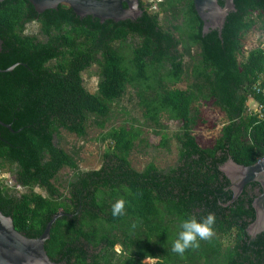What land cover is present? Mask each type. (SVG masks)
I'll use <instances>...</instances> for the list:
<instances>
[{"label": "trees", "instance_id": "16d2710c", "mask_svg": "<svg viewBox=\"0 0 264 264\" xmlns=\"http://www.w3.org/2000/svg\"><path fill=\"white\" fill-rule=\"evenodd\" d=\"M233 1L235 10L227 14L220 38L216 30L202 33L192 0L158 2V11H178L183 17L171 29L142 1L136 19L103 22L80 18L63 5L37 12L28 0L0 2V70L15 64L0 72V120L10 124L0 125V168L7 165L15 184L26 189L17 193L0 182V210L30 238L61 211L44 243L51 260L264 264V233L251 237L246 231L254 219L251 203L258 184H246L230 201L229 181L219 170L228 157L250 165L264 156V118L249 114L246 106L249 96L264 103V94L253 89L264 71L263 40L245 55L242 44L252 29L264 31V0ZM32 22L37 34L26 32ZM185 55L192 58L190 66ZM93 65L98 81L91 93L81 73ZM185 76V89L171 88ZM128 86L136 87L143 124L161 134V145L169 140L163 114L181 123L172 134L178 162L166 170L153 162L133 168L129 154L141 128L130 124L101 136L108 142L98 169L79 170L76 155L58 146L55 134L62 128L82 138L89 123L103 128L112 103ZM202 100H211L226 117L209 147L199 146L192 134L194 105ZM64 167L73 170L67 195L54 183ZM121 200L123 214L113 216V205ZM209 213L215 217L212 236L183 254L172 252L180 224ZM232 232L233 242L223 245L222 236ZM145 257L156 260L146 263Z\"/></svg>", "mask_w": 264, "mask_h": 264}, {"label": "rangeland", "instance_id": "374dc122", "mask_svg": "<svg viewBox=\"0 0 264 264\" xmlns=\"http://www.w3.org/2000/svg\"><path fill=\"white\" fill-rule=\"evenodd\" d=\"M141 1L146 4L149 12H156L158 11L157 4L162 0ZM158 17L160 24L164 28L168 27L169 29L172 28V25L181 24L183 20V17L178 11L171 14L166 10H160L158 11ZM37 29L38 25L34 22L29 23L26 26V32L29 34H37ZM262 40H264V31H259L256 28L249 31L242 39L243 55H245L251 48L257 46ZM179 49L181 50V47H179ZM192 50L194 62L197 57L195 49ZM184 63L185 65L190 66L192 58L185 55ZM97 71V67L93 65L81 73L83 84L91 93L96 92L97 89ZM187 84L188 78L185 76L181 81L172 84L171 88L185 89ZM138 102L139 98L137 96L136 87L128 86L125 95L119 101L112 103V111L103 128H98L93 123H89L87 133L82 138L61 128L59 132L55 134L54 141L67 152L76 155L79 170L98 169L102 164V154L108 142L102 141L101 136L112 127L120 125L129 126L130 124H134L135 126L139 125L141 128V135L135 140L134 147L129 154L131 166L137 170H142L147 163L153 162L158 168L166 170L178 162V145L176 140L172 137V134L179 129L181 123L176 120L167 119L166 115L163 114L161 120L167 127L164 131L167 133L169 140L168 146L161 145V134L159 132L156 133L149 125L143 124L141 116L142 109L139 107ZM247 105L250 106L252 103L248 101ZM194 108L198 110V114L196 117V123L193 126L192 134L199 146L209 147L214 143L215 138L219 134L220 128L226 122V117L211 100H202L194 105ZM192 113L195 114L194 109L192 110ZM72 173L73 170L64 167L60 169L54 180L56 186L65 195L68 194L66 188L67 180L71 178ZM0 182L4 183L7 187L13 188L17 193L26 191L25 188L20 189L16 187L14 178L7 165L0 168ZM34 190L41 194H45L42 189L37 187H35ZM233 239L234 232L222 236L221 240L223 245H226L231 244ZM114 250L119 252L121 250V245L116 244ZM155 260L156 258L149 257L143 259L146 263H152ZM116 264L120 263L116 261Z\"/></svg>", "mask_w": 264, "mask_h": 264}, {"label": "water", "instance_id": "95a60500", "mask_svg": "<svg viewBox=\"0 0 264 264\" xmlns=\"http://www.w3.org/2000/svg\"><path fill=\"white\" fill-rule=\"evenodd\" d=\"M3 0H0V2ZM37 12L57 8L63 5L79 16L98 18L100 22L106 19L121 21L134 20L142 14L139 0H28ZM196 14L202 22V33L216 30L219 38L227 14L235 10L233 0H192ZM222 1V3H220ZM15 64L0 70L11 71ZM0 125L10 128L0 120ZM219 170L229 181L228 189L232 192V199L239 196L246 184L255 182V196L252 199L254 219L247 226L246 231L251 237L264 233V156L250 165H242L231 157L219 166ZM62 215L59 211L48 221L43 232L38 237H27L17 231L10 216L0 210V264H63L49 258L44 248L49 238L51 224Z\"/></svg>", "mask_w": 264, "mask_h": 264}, {"label": "clouds", "instance_id": "9594fccd", "mask_svg": "<svg viewBox=\"0 0 264 264\" xmlns=\"http://www.w3.org/2000/svg\"><path fill=\"white\" fill-rule=\"evenodd\" d=\"M17 186V185H16ZM22 188V187H21ZM124 202L117 201L112 208L113 216L123 214ZM215 217L209 213L197 221L195 218L184 220L180 224V231L172 243L171 251L183 254L190 247H197L198 240H207L212 236V226Z\"/></svg>", "mask_w": 264, "mask_h": 264}, {"label": "built area", "instance_id": "2783aa9c", "mask_svg": "<svg viewBox=\"0 0 264 264\" xmlns=\"http://www.w3.org/2000/svg\"><path fill=\"white\" fill-rule=\"evenodd\" d=\"M261 47L264 48V40L261 43ZM264 77V71L261 75V78H259L256 83L253 85V89L255 90L256 93H263L264 94V83H262V78ZM250 101L252 105H247V102ZM246 106H247V112L249 114H254L258 116L259 118H264V103L259 102L255 100L253 97L249 96L248 100L246 101ZM17 188H20V186H16Z\"/></svg>", "mask_w": 264, "mask_h": 264}, {"label": "flooded vegetation", "instance_id": "af4514ba", "mask_svg": "<svg viewBox=\"0 0 264 264\" xmlns=\"http://www.w3.org/2000/svg\"><path fill=\"white\" fill-rule=\"evenodd\" d=\"M139 4H140V8H142L141 6L143 5V8H147V6H146V4L144 5V4H142L141 5V0H139ZM0 50H1V41H0ZM5 123V122H4ZM7 124V123H6ZM254 191H255V189H254ZM254 237V236H253Z\"/></svg>", "mask_w": 264, "mask_h": 264}]
</instances>
